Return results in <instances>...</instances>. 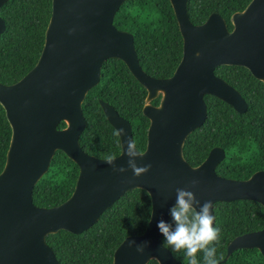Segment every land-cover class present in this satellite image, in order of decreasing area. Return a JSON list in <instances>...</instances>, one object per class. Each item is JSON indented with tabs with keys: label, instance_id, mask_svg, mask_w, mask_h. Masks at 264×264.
I'll return each mask as SVG.
<instances>
[{
	"label": "water",
	"instance_id": "obj_1",
	"mask_svg": "<svg viewBox=\"0 0 264 264\" xmlns=\"http://www.w3.org/2000/svg\"><path fill=\"white\" fill-rule=\"evenodd\" d=\"M8 0H0V7ZM126 0H52V13L45 41L35 66L18 81L0 82V104L12 128L6 162L0 172V264H60L47 236L60 230L82 233L126 192L142 188L151 196L152 212L145 231L127 236L116 248L112 264H183L164 246L157 227L169 222L175 189L197 180V199L215 203L254 200L264 207V170L247 179L217 173L226 158L221 146L213 147L205 160L192 165L184 154L188 136L203 125L208 115L206 94L229 103L238 112L248 109L242 93L215 70L222 65L244 66L264 82V0H251L231 16L233 28L217 12L195 24L188 13L189 0H170L183 37V54L174 73L155 77L142 67L134 34L114 24ZM6 22L0 16V35ZM199 53V55H197ZM109 58L126 63L146 88L143 113L150 120L147 145L139 165L151 170L135 177L131 170L112 171L104 158L85 151L80 143L87 127L83 102L102 76ZM160 97L159 104L153 100ZM108 121L123 128L117 164L128 139L134 140L131 121L115 106L99 99ZM64 121L66 125L59 127ZM135 141V140H134ZM64 151L80 171L71 196L59 205L37 206L36 184L48 172L54 155ZM139 150V149H138ZM140 151V150H139ZM147 242L143 254L129 247L130 241ZM257 248L264 257L263 228L236 236L223 262L237 249Z\"/></svg>",
	"mask_w": 264,
	"mask_h": 264
},
{
	"label": "trees",
	"instance_id": "obj_2",
	"mask_svg": "<svg viewBox=\"0 0 264 264\" xmlns=\"http://www.w3.org/2000/svg\"><path fill=\"white\" fill-rule=\"evenodd\" d=\"M251 0H189L188 13L195 24L203 23L211 13H220L233 28L231 16L242 11ZM52 13V0H8L0 7L6 30L0 35V82L11 84L21 79L37 63L42 52L45 32ZM114 24L134 34L138 57L143 69L155 77L171 76L183 54V37L170 0H126L116 13ZM215 73L226 79L248 102L241 113L222 99L206 94L208 115L184 145L186 159L192 165L202 163L210 150L221 146L226 158L217 173L235 179H247L264 170V84L249 69L222 65ZM146 88L134 77L124 61L109 58L102 66L98 85L89 90L83 102L87 127L80 143L97 157L121 153L120 137L108 121L99 99L113 104L120 115L133 125L137 148L144 151L150 120L143 113ZM160 98L153 100L158 104ZM62 121L59 127H64ZM12 128L0 104V172L3 170ZM80 168L64 151L58 150L48 172L36 184L33 201L37 206L52 207L73 193ZM215 226L221 228L217 258L227 255L228 244L238 235L264 226V207L254 200L215 203ZM152 212L150 194L142 188L126 192L113 203L88 230L76 234L60 230L47 236L60 264H112L114 252L129 235L145 231ZM171 217L169 223H171ZM173 255L183 264V252ZM203 264V254L197 256ZM220 264H264L257 248L235 250ZM148 264H159L152 259Z\"/></svg>",
	"mask_w": 264,
	"mask_h": 264
},
{
	"label": "clouds",
	"instance_id": "obj_3",
	"mask_svg": "<svg viewBox=\"0 0 264 264\" xmlns=\"http://www.w3.org/2000/svg\"><path fill=\"white\" fill-rule=\"evenodd\" d=\"M199 55V53L197 54ZM123 128L116 129L113 135L117 138L126 135ZM143 152L139 151L133 139H128L126 148L123 146L122 156L127 157L126 166L117 164V157L108 154L104 157L114 173L124 174L129 170L135 177L147 174L152 165L150 163L139 165L138 158H142ZM198 181L192 180L186 187L175 189V203L169 209L171 223L161 219L157 227L164 237V246L170 247L175 252H183L188 264H200L198 254H203V264H220L223 257L217 258V246L221 238V228L215 226V217L212 214V202L201 203L197 199L196 192ZM135 247L137 252L143 254L147 242L137 244L132 240L129 247Z\"/></svg>",
	"mask_w": 264,
	"mask_h": 264
},
{
	"label": "flooded vegetation",
	"instance_id": "obj_4",
	"mask_svg": "<svg viewBox=\"0 0 264 264\" xmlns=\"http://www.w3.org/2000/svg\"><path fill=\"white\" fill-rule=\"evenodd\" d=\"M263 82V81H262ZM263 84H264V82H263ZM160 98V97H159ZM159 104V103H158Z\"/></svg>",
	"mask_w": 264,
	"mask_h": 264
}]
</instances>
